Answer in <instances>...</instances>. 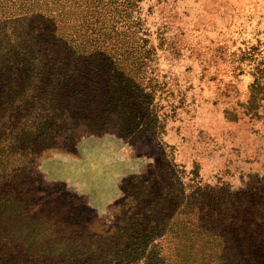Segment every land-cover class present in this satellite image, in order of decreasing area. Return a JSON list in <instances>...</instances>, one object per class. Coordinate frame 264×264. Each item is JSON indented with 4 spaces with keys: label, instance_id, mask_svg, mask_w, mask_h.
Instances as JSON below:
<instances>
[{
    "label": "trees",
    "instance_id": "1",
    "mask_svg": "<svg viewBox=\"0 0 264 264\" xmlns=\"http://www.w3.org/2000/svg\"><path fill=\"white\" fill-rule=\"evenodd\" d=\"M137 1L0 0V264H264V171L231 190L159 151L119 179L104 227L37 170L46 151L69 147L79 119L66 104L87 110L96 133L103 115L124 116L129 143L162 132L152 88L121 64L153 54L124 37L139 31ZM250 88L243 107L256 115Z\"/></svg>",
    "mask_w": 264,
    "mask_h": 264
},
{
    "label": "rangeland",
    "instance_id": "2",
    "mask_svg": "<svg viewBox=\"0 0 264 264\" xmlns=\"http://www.w3.org/2000/svg\"><path fill=\"white\" fill-rule=\"evenodd\" d=\"M132 15L139 31L124 37L153 54L121 64L152 88L151 110L165 117L162 132L129 143L124 116L103 115L96 133L83 122L93 120L87 110L66 104L79 119L69 147L48 150L37 163L44 181L81 195L104 227L120 198L119 179L156 162L159 151L186 171L195 164L209 185L224 182L231 190L264 171V0H138ZM254 80L256 115L243 107Z\"/></svg>",
    "mask_w": 264,
    "mask_h": 264
}]
</instances>
